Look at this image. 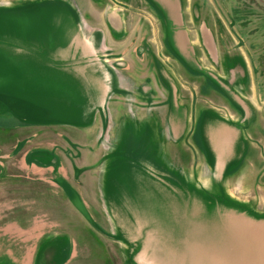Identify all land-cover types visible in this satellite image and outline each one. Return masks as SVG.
I'll return each mask as SVG.
<instances>
[{
	"label": "water",
	"instance_id": "water-1",
	"mask_svg": "<svg viewBox=\"0 0 264 264\" xmlns=\"http://www.w3.org/2000/svg\"><path fill=\"white\" fill-rule=\"evenodd\" d=\"M150 1L163 15L172 51L198 67L180 0ZM30 2L0 21V93L20 91L49 122L88 126L100 111L107 123L117 71L101 33L85 27L75 0ZM104 18L116 38L125 37L122 8L108 4ZM171 94L177 108L174 86ZM240 120L245 131L248 121ZM145 128L123 124L104 181L108 214L129 264H264V213L230 200L220 177L200 188L167 168ZM60 184L87 215L75 190Z\"/></svg>",
	"mask_w": 264,
	"mask_h": 264
},
{
	"label": "rangeland",
	"instance_id": "rangeland-1",
	"mask_svg": "<svg viewBox=\"0 0 264 264\" xmlns=\"http://www.w3.org/2000/svg\"><path fill=\"white\" fill-rule=\"evenodd\" d=\"M77 1L80 13L90 10L91 0ZM182 2L189 20L185 19V25L193 40L195 63L198 67L184 62L174 52V58L167 60L161 52V46L165 41L161 36L163 23L148 18L143 9L137 14L143 13L141 16L145 19L137 20L134 26L130 24L131 34L137 25L142 31V36L137 38L136 45L142 44L143 48L152 45L157 50L160 60L162 59L164 64H169L168 70L171 73L169 82L174 86L179 101L187 103L192 109L191 125L192 121L196 120L199 110L229 118L247 119L246 155L233 169L237 171L232 170L228 176L224 193L230 200L250 206L256 213H264V0H182ZM108 4L113 7L122 6L118 2L116 5L108 0L102 2L100 9L93 11L92 15L95 18L86 19L87 22L84 24L86 28L109 33L101 10ZM192 12L198 15L196 22L191 21ZM199 23H202L201 34ZM146 32L149 33L150 41L143 36ZM110 41L106 54L112 53L108 58L115 64L117 62H113L112 58L120 55L116 53L117 50L110 49L114 43L113 40ZM123 44L120 42L117 45ZM166 44L171 49L168 38ZM134 50L128 52V61L131 64L137 61ZM160 90L165 92L162 88ZM230 93H234L236 97ZM197 123L199 122L195 123L196 126ZM17 125H20L19 121L10 112L0 114V197L1 194L8 192L11 195L10 201H15L22 199L17 197L18 195L28 194L25 199L30 200L31 210L9 213L6 215L8 218L0 219V229L9 230V223L14 221L9 220L11 216L25 228L36 227L45 219L48 223L56 219L59 225L48 231L49 238L54 237L56 231H63L65 234L61 237L65 241L70 242L71 234L80 241L79 247L83 251L95 253L96 264H129L125 246L115 234H112L109 215L97 207V212H87V216L71 201L73 208L64 198L67 197L66 193L62 191L65 194L62 197L63 194L58 190L61 186L60 174L69 178L68 185H72L70 182L75 187L80 188L82 185L79 177L84 168H81V161L76 156L78 151L80 153L78 156L82 159L87 149L88 138L85 129L67 125L44 127L38 124L21 129L16 128ZM191 125L187 139L175 146L167 141L166 149L169 147L172 151L170 159L172 163L177 164L176 169L185 167L191 173L198 171L191 182L204 188L208 181L197 180L199 176H203V168L197 158L195 159L194 148H197V144L193 143V137H196V132L194 128L192 130ZM164 136L161 137L162 141H166ZM111 141L114 143V138L110 139ZM104 142L103 134L96 133L91 144H98L97 146L101 147L98 151L107 157L113 148L102 150ZM186 149L189 153H185ZM61 160L63 164H59ZM39 198L45 199V202L41 200L39 203ZM37 202L45 204L47 207L45 213L38 211ZM61 205H65L67 209L62 210ZM66 205L70 206L73 212L69 211ZM10 208L12 211L15 210L14 207ZM69 247V244L65 247L66 255ZM5 261L0 260V264H6Z\"/></svg>",
	"mask_w": 264,
	"mask_h": 264
},
{
	"label": "crops",
	"instance_id": "crops-1",
	"mask_svg": "<svg viewBox=\"0 0 264 264\" xmlns=\"http://www.w3.org/2000/svg\"><path fill=\"white\" fill-rule=\"evenodd\" d=\"M180 4L183 9L182 0H180ZM30 5H32L30 0H26L23 3L0 6V21L8 20L11 16L27 10L26 8ZM183 19L185 21L184 13ZM152 20L155 19L152 18ZM90 30L94 31V29ZM99 32L101 33V37H103L104 53L110 56L112 53H106L109 50L108 43H110L112 39H110V37L107 38L106 31L99 29ZM6 34H9V32H6ZM23 36H25V33H23ZM189 37L193 42L190 34ZM122 39H118L117 42L113 41L114 43L111 44L112 48L110 49L114 51L117 50L116 53L120 55L115 57L118 59H115L113 62L128 60V52L131 51V49H129L131 45H128L126 41H121ZM120 42L124 44L117 45ZM108 59L112 63L111 58ZM113 66L117 71V89L110 95L107 102L108 122L106 123L103 113L97 111L92 116V120L88 126L80 127L67 125L85 129L88 138L86 143L87 149L84 151L82 159L79 158L81 156H78L80 154L78 151L76 156L77 159L81 161V168L85 170L79 177L82 185H80L79 188L75 187L74 184L70 182L72 185L69 186L78 194L85 210L89 213L92 211L97 212V207H99L100 210L102 209L103 212L109 213L104 181L106 165L110 153L105 157L104 153L101 154L98 151L101 147L97 146L98 144L91 143L94 142L95 134L100 133L103 134L105 139L102 150L106 151L107 148H113L118 140L123 124L127 121L139 123L141 126H145V130L149 133L154 134L156 153L163 160L167 168L179 172V174L189 182H191L192 177H195L198 172L194 171V173H191L190 170H186L185 167L179 170L176 169L177 164L174 162L172 163L170 159L172 151H170L169 147L166 149L167 141L175 146L187 139L191 125L190 116L192 112L189 115L187 107L180 101L179 106L176 108L175 104L171 102L172 94L170 95V99L167 100L166 104L162 105V107H155L153 105L154 102L152 103L151 101L155 99L154 96L153 98H148L149 103L147 104L148 108H146V110H139L134 95L139 88L138 82L128 75L127 70H121L114 63ZM22 95L23 93L20 91L15 92L14 88L9 89L8 87L6 92L0 93V114L10 112L13 117L19 121L20 125L15 126L16 128L24 129L35 124L44 125V127L48 125H66L46 121L45 113L43 114L40 108L28 102L30 100L29 98ZM118 97L123 99L124 103L122 109L116 108L114 105V100ZM2 107L4 108L2 109ZM118 113H122V116L119 118L117 117ZM15 127L13 129H15ZM164 135L166 136V141H162L161 139ZM198 136L201 149L204 151V159L199 161V165H202L203 168V176H199L197 180L208 181L209 183L215 178L220 177L223 189V187L226 186L225 182L232 170L242 162L246 155L248 143L244 131V124L240 118H229L217 113H208L200 119ZM112 138H114V143H112V141L110 142ZM59 164H63L62 160ZM59 177L62 184L68 183L69 178H65L62 174H60ZM58 190L63 194L62 197L65 196L61 186H59ZM56 192L59 193L57 190ZM10 196L8 192L1 194L0 201L2 204H0V219L2 220L8 218L6 215L12 212L14 213V211L29 212L31 210L30 200L28 198L25 199V196L28 197V194L25 196L18 195L17 197H22V199H16L15 201H10ZM67 197L65 196L64 198H66L67 202L72 206L71 200ZM41 200L42 199L39 198V203ZM42 201L45 202V199ZM94 202L97 204L95 205ZM39 203L37 205L38 211L40 213H45L47 207L43 202L41 204ZM64 206L65 205H61L62 210L67 209ZM10 207H14L15 210H10ZM67 207L69 211L73 212L70 206ZM9 220H14L12 221L13 223H9V230L0 229V260H6V264H84V261L86 264H96L97 255L88 250L83 251L81 247H79L80 241L77 240L75 236L73 237L69 234L71 239L70 242H67L61 237L62 234L65 233L63 231H56L55 236L49 238L47 234L48 231L54 230V228H57L56 225H59V221L56 219L54 221L50 220V223H48L46 219L42 220L36 227L32 228L22 227V225L15 221L13 216H11ZM112 228V234H115L116 232L113 225ZM67 231H69V228ZM105 239L110 238L105 237ZM68 244L70 247L66 255L65 251L67 248L65 247Z\"/></svg>",
	"mask_w": 264,
	"mask_h": 264
},
{
	"label": "flooded vegetation",
	"instance_id": "flooded-vegetation-1",
	"mask_svg": "<svg viewBox=\"0 0 264 264\" xmlns=\"http://www.w3.org/2000/svg\"><path fill=\"white\" fill-rule=\"evenodd\" d=\"M25 1L26 0H0V6L7 5V4L13 5V4H18V3H23ZM104 1L106 0H91L90 10H87L86 12L84 11L83 14L81 13L82 16L88 20L95 18V16H93L94 15L93 11L100 9V6L102 2ZM108 1H110L111 3L115 5H116V2L122 5L120 7H122L125 11L126 35L121 41H126L128 45H131L129 49H135L134 53H135V57L137 58L136 60L138 61V62L137 61L134 62V64H131L128 60L127 61L121 60L122 62H117L115 63V65L121 70H127L128 74L138 82L139 88L138 90H136L134 95L136 97V105L138 106L139 110L140 109L146 110V108H148L147 104L149 103L148 98H153L154 96H155L154 97L155 99L151 101L152 103L154 102L153 105L155 107L156 106L162 107V105H165L167 100L170 99V95L172 93V87H173V85L169 82V79H171V73L168 70L169 64L168 63L164 64L163 60L162 59L160 60L157 50H155L152 45L147 46L146 48H143L142 44L136 45L138 41L137 38L140 35L142 36V31L141 29L139 30L136 25L137 28L135 27L134 33L131 34V28L129 26L130 24L134 26L137 20L141 21L142 18H144L143 16H141L143 13L139 15L137 14L138 11H140L141 9L144 10L145 14L151 20L152 18H154L155 19L154 21L163 23V28H162L163 32L161 36L162 38H164L165 41H164V44L161 46V52L163 55L166 56L167 60L168 59L172 60L174 58V55L169 45L166 44L167 29L165 28L166 25L164 24L165 21H164L163 15L150 0H108ZM75 2L78 3L77 0H75ZM106 7L105 6L102 7L101 10L103 13L102 16H103L104 22L109 32L107 34V38L110 37L113 41L117 42L118 39H116L113 36L104 18V12H105ZM182 7H183V2H182ZM183 11H184V7H183ZM184 17L187 21H189L185 14V11H184ZM196 19H198V15L195 12H192L191 21L196 22ZM198 27H199V34H201L202 23H199ZM148 35L149 33L147 34L146 32V34L143 36L145 39L148 38L149 40L150 38L148 37ZM112 59L115 60L118 58H112ZM144 61H149V62H144ZM160 88H162L165 92H162ZM123 103H124L123 99L120 97L114 100V105L116 106V108L122 109ZM184 105L187 107L188 113L190 115L192 111L190 105H188L187 103H185ZM208 113L211 114L212 112L203 113L202 111L199 110V112L196 114V120L194 119V122L192 121V125H191L192 130L194 128V132H196V137H193V143L197 144L196 145L197 148H194V153H195V159L197 158L198 161H201L204 159V151L201 149L199 138H198L199 137L198 136L199 124L197 123V126H196L195 123L200 122V119ZM121 116H122V113H118L117 117L119 118ZM185 151H186L185 153H189L188 149H186ZM185 156L187 157L188 155H185ZM236 171L237 169L233 170V172H236Z\"/></svg>",
	"mask_w": 264,
	"mask_h": 264
}]
</instances>
